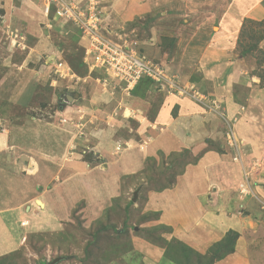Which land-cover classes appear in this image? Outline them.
<instances>
[{
	"label": "rangeland",
	"instance_id": "1",
	"mask_svg": "<svg viewBox=\"0 0 264 264\" xmlns=\"http://www.w3.org/2000/svg\"><path fill=\"white\" fill-rule=\"evenodd\" d=\"M89 9L99 13L105 37L161 63L196 96L148 79L127 91L118 79L108 87L102 66L86 56L89 41L78 26ZM177 9L168 0H0V264L55 258V264H207L209 258L214 264L235 250L239 264H264V56L258 53L264 22L243 19L248 33L228 56L242 60L233 71L242 69L233 73L226 56L212 64L188 56L190 14ZM172 94L210 114L202 136L190 137L204 143L197 154L188 149L190 125H201L192 116L178 121L183 145L148 152L151 137L140 124L155 122ZM137 99L142 108L133 106ZM48 148L65 153L46 156ZM209 150L226 155L242 174L220 195L209 185L188 189V171H198ZM225 242L233 250L217 259Z\"/></svg>",
	"mask_w": 264,
	"mask_h": 264
},
{
	"label": "crops",
	"instance_id": "2",
	"mask_svg": "<svg viewBox=\"0 0 264 264\" xmlns=\"http://www.w3.org/2000/svg\"><path fill=\"white\" fill-rule=\"evenodd\" d=\"M261 1L262 0H168V2L172 6L174 4L178 6V11L180 10L186 14H190L188 18L191 21L190 24L192 25V28L190 26L189 28L192 30L188 31V41L184 44V48L188 50V56H192L195 54L194 58H198L200 56L205 57L210 64H212L213 59L219 57L223 58L226 56L227 59L225 60H228V66L229 68H231L230 70L233 73L241 71L242 68H238L236 71H233L232 69L242 67V60L240 61L236 59H230V57L228 56L230 53L231 55H234L233 52H236V47L238 44L237 40L240 35V29L243 24V19L249 18L253 20H261L264 18V2ZM30 17L31 16L26 15V20H30ZM198 23L199 26H197ZM214 23L217 25L216 32L212 31ZM101 27L104 26L102 25ZM210 28L211 30H209ZM30 29L33 30L31 26ZM35 32L39 33L37 30H35ZM40 34L42 35L43 33H41L40 31ZM262 46L263 43H260L259 47L264 49V47ZM86 53L89 61L95 59L94 54L91 53L88 49ZM240 55L241 54H239V56ZM244 56L245 55H241V57ZM243 62L245 63V65H248L246 61ZM86 71L89 70L86 69ZM253 77L254 79L257 78L255 76ZM240 78L241 75L239 76V79ZM104 95L105 97L108 96V94H106L105 92ZM132 103L134 104L133 106L138 105V107L140 106L141 108L143 106V104H141L142 102L140 103L138 99L136 104L135 100ZM181 104H183V106ZM175 105H180L178 109V115L176 117H172L170 112L172 107H174ZM122 111L124 112V110ZM120 115L123 117L124 113ZM155 115V122L151 123L149 121L147 128L143 127V124H140L139 128L140 130H142L141 133L147 131L149 133L148 136L151 137L147 143V148L149 149L148 152H154L153 149L160 146L169 149V142L170 144L174 142L177 143V147L183 145L184 133H182L181 131L182 127L178 128V121L180 120L181 122L182 119L187 120L190 116H192L190 120H199L201 125L198 127V129L190 125L191 130L190 132L188 131V149L192 150V152H194L195 154H197L198 151L202 149L204 143H199L200 141H198V143H195L194 140L191 141L190 139V137L194 139L195 137H197V135L202 136L200 133H203V131L206 130L205 128L202 129V127L206 126V124L208 123L206 120H208V115L210 114L205 111V108H203L202 105H198L197 103L187 98L182 99L175 94L166 95L163 104L158 108ZM214 115L215 114H212L209 120H212L213 117H215ZM237 128L239 131V134L237 133V136L242 138L243 136L241 137L239 126ZM57 132H59L58 129ZM257 144L259 146H263L258 142ZM56 147L59 146L56 145ZM43 153L46 156L51 155L52 157L53 155L60 156V154H63L65 152L58 150V148L54 149V151L48 148V150L43 151ZM126 158L128 157H120V160L124 159V163L127 166H130L131 164L129 163V161L134 157L131 156L129 158L130 160ZM213 158L215 159L214 161H212ZM226 163L227 165L228 163L231 164L233 169L229 170ZM198 164H200V169L198 171H188V189L189 187H191L193 188L194 192L200 191V189L204 191L209 185L208 189H212V191L220 195L223 193L222 191H224L225 188L230 185V181H232L233 184L237 182L239 184L241 181L242 174L240 172V169L238 168V171H235V164L229 162V158L226 155L216 154L209 150L208 152H204V155L200 158ZM40 169L43 168L41 167ZM215 174H218V176L213 177V175ZM193 195L194 194L190 196L191 202L194 206V209L198 210L200 203H196L195 197ZM13 199L14 197L10 196L7 203H13ZM224 201L225 197H223L222 199V202ZM189 206L191 207L192 205ZM38 208L39 207L35 209L39 210ZM32 211H34V209H32ZM199 211L200 210L195 211V215H198ZM29 212L31 213V210ZM25 213L27 212H24V214ZM195 215L193 214V216ZM237 254L238 252L237 250H235L231 254H228L222 260L216 261L214 264H230L229 262L231 260H234L238 256ZM238 260L240 259L237 258L236 261ZM235 264H239V261Z\"/></svg>",
	"mask_w": 264,
	"mask_h": 264
},
{
	"label": "built area",
	"instance_id": "3",
	"mask_svg": "<svg viewBox=\"0 0 264 264\" xmlns=\"http://www.w3.org/2000/svg\"><path fill=\"white\" fill-rule=\"evenodd\" d=\"M46 10L48 8L45 6L44 12ZM78 19V26L87 36L89 49L93 51L96 62L102 66L106 76H109L104 78L105 81L103 80L108 87L112 88L116 85L111 80L118 79L120 83L117 86L127 91L141 79H148L159 82L167 89L166 91L186 95L191 92L193 97L196 96L195 91H188L174 82L173 75L166 73L161 63L153 62L146 55L137 53L129 45L116 43L105 37L100 30V17L96 10L89 9L86 20L80 19V16ZM192 89L193 86H190L189 90Z\"/></svg>",
	"mask_w": 264,
	"mask_h": 264
},
{
	"label": "trees",
	"instance_id": "4",
	"mask_svg": "<svg viewBox=\"0 0 264 264\" xmlns=\"http://www.w3.org/2000/svg\"><path fill=\"white\" fill-rule=\"evenodd\" d=\"M253 20V19H252ZM251 19H244V21H247V22H249L250 24H253L254 22V20L252 21ZM264 19H261V20H258L257 21V23H261V22H264L263 21ZM249 24V25H250ZM244 22H243V25H242V27H241V30H240V33H241V35H239V38H238V40H237V43H238V46H239V44L241 45V37H243L242 35H244L245 34V32H247L248 33V30H245L244 29ZM250 29H251V27H250ZM258 48H260V47H258ZM244 51L245 52H249V49H247V48H245L244 49ZM258 53H261V55H263L264 56V49H258ZM247 54V53H246ZM242 55H245V53H242ZM258 60H261V58L260 59H258ZM261 85L262 86H264V82H261ZM175 242H177L178 244H180V246H181V248H182V250L184 251V252H186V253H188V252H190V253H192V251H193V249L191 248V247H189L188 245H186L185 243H182V242H180V241H175ZM233 246V245H232ZM228 242H225L224 244L222 243L221 245H219L218 244V247H217V250H216V253H217V251H219L220 250V252H222V250L224 251L223 253H221V255L220 254H218V255H220V256H218L217 257V259H220L221 257H223L222 255H225V252H226V250L228 249V251H232L233 250V247H232ZM164 254L166 255V257H169V259H171V257L172 256H170L169 255V250H168V248H166V250L164 251ZM185 257H187V255L185 254ZM173 260V259H172ZM175 263H177V264H182V261H180L179 259H174L173 260ZM212 262H213V259L212 258H209V260H208V263L207 264H212Z\"/></svg>",
	"mask_w": 264,
	"mask_h": 264
},
{
	"label": "bare ground",
	"instance_id": "5",
	"mask_svg": "<svg viewBox=\"0 0 264 264\" xmlns=\"http://www.w3.org/2000/svg\"><path fill=\"white\" fill-rule=\"evenodd\" d=\"M89 50V49H88ZM91 53H93L91 50H89ZM94 54V53H93ZM95 56V55H94ZM66 99L67 100H70L71 99V97H66ZM104 167V166H103ZM36 204H38V206H44L43 204H42V201H40V200H37V202H36ZM26 207V206H25ZM26 210H28V212L31 210V205H29V206H27L26 207Z\"/></svg>",
	"mask_w": 264,
	"mask_h": 264
},
{
	"label": "water",
	"instance_id": "6",
	"mask_svg": "<svg viewBox=\"0 0 264 264\" xmlns=\"http://www.w3.org/2000/svg\"><path fill=\"white\" fill-rule=\"evenodd\" d=\"M69 97H71V96H69ZM136 198V193H134V195H133V200ZM60 258H55V259H53L52 261H50L49 263H47V264H55L58 260H59Z\"/></svg>",
	"mask_w": 264,
	"mask_h": 264
}]
</instances>
